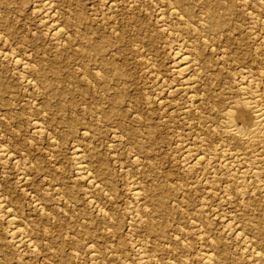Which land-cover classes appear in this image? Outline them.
<instances>
[{
    "label": "rangeland",
    "instance_id": "obj_1",
    "mask_svg": "<svg viewBox=\"0 0 264 264\" xmlns=\"http://www.w3.org/2000/svg\"><path fill=\"white\" fill-rule=\"evenodd\" d=\"M175 1L182 6L172 0H0V199L30 243L14 244L13 226L0 215V264H209L203 260L207 252L218 260L212 264H251L240 241L226 231L238 226L251 241L254 228L247 223L264 213V193L257 189L242 198L232 187L229 196L236 202L229 203L225 177L210 183V167L187 168L196 149L186 153L185 145L211 139L212 157L227 144L221 112L237 105L240 73H264V0ZM43 2L52 4L48 15ZM56 26L57 37L52 36ZM181 44L193 48L197 60L185 78L175 70ZM237 109L238 124L251 125L252 116L239 104ZM74 145L97 187L76 174ZM263 169L258 166L260 179L248 174L247 184L256 179L251 185L263 186ZM131 181L142 189L145 209L163 202L168 214L162 211L155 219L166 217L163 236H148L144 224L133 222ZM138 245L150 262L140 259Z\"/></svg>",
    "mask_w": 264,
    "mask_h": 264
},
{
    "label": "bare ground",
    "instance_id": "obj_2",
    "mask_svg": "<svg viewBox=\"0 0 264 264\" xmlns=\"http://www.w3.org/2000/svg\"><path fill=\"white\" fill-rule=\"evenodd\" d=\"M172 1H174V2H176L175 0H172ZM183 1V0H182ZM191 1V0H190ZM194 1V0H193ZM196 1V0H195ZM207 1V0H206ZM205 1V2H206ZM102 2V1H101ZM111 2V1H110ZM133 2V1H132ZM144 2V1H143ZM171 2V1H170ZM204 2V1H203ZM177 3V2H176ZM180 3V2H179ZM182 3H184V1L182 2ZM188 3H190V2H188ZM210 3V2H209ZM253 3V2H252ZM257 3V2H256ZM178 4V3H177ZM185 4V3H184ZM186 4H187V2H186ZM197 4V3H196ZM200 4H201V2H200ZM213 4H214V2H213ZM216 4V3H215ZM52 5V4H51ZM49 3H47V2H43V4H42V8H43V10H44V12H46L47 13V15L50 13V11L52 10V6H51ZM180 4H178L177 6H179ZM192 5H194V4H192ZM198 5V4H197ZM207 5H208V3H207ZM217 5V4H216ZM261 5V4H260ZM112 6V5H111ZM176 6V5H175ZM180 6H182V4L180 5ZM203 6V5H202ZM219 6V5H218ZM221 6H223L222 4H221ZM262 6V5H261ZM113 7V6H112ZM141 7V6H140ZM207 7V6H206ZM206 7H204V8H206ZM208 7H209V5H208ZM207 7V8H208ZM214 7V6H213ZM217 7V6H216ZM224 7V6H223ZM259 7V6H258ZM179 8H181V7H179ZM256 8V7H255ZM262 8V7H261ZM216 9V8H215ZM174 9H172V8H168V12H169V14H171V15H173V14H175V12L173 11ZM183 10V9H182ZM204 10H206V9H204ZM255 10V9H254ZM258 10V9H257ZM35 11V10H34ZM186 11V10H185ZM209 11V10H208ZM207 11V12H208ZM220 11H221V8H220ZM219 11V13H221ZM256 11V10H255ZM264 11V10H263ZM52 13V12H51ZM183 13H184V10H183ZM187 14H188V12H186ZM223 13H224V11H223ZM250 13V12H249ZM257 13V12H256ZM190 14V13H189ZM213 14V13H212ZM218 14V13H217ZM262 14V13H261ZM261 14H259L260 16H261ZM177 15V14H176ZM205 15V14H204ZM209 15V14H208ZM208 15H207V17H208ZM220 15V14H219ZM221 15H223V14H221ZM220 15V17H222ZM254 15H256L255 13L254 14H252V16H254ZM257 15H258V13H257ZM264 15V14H263ZM59 16V15H58ZM160 16V15H159ZM175 16V15H174ZM187 16V15H186ZM161 17V16H160ZM177 17V16H176ZM182 17V16H181ZM206 16H205V18H207ZM225 17V16H224ZM256 17V16H255ZM262 17V16H261ZM183 18V17H182ZM189 18V17H188ZM218 18V17H217ZM260 18V17H259ZM48 19V18H47ZM208 19L210 20V18L208 17ZM252 19H254V18H252ZM262 19H263V17H262ZM207 20V19H206ZM219 20V19H218ZM217 20V21H218ZM221 20H223L224 21V19L222 18ZM225 20H226V18H225ZM250 20V19H249ZM256 20H257V18L255 19V22H256ZM264 20V19H263ZM202 21V20H201ZM208 21V20H207ZM206 21V22H207ZM259 20H257V22H258ZM173 22V21H172ZM209 22V21H208ZM207 22V23H208ZM223 23V22H222ZM225 23V22H224ZM259 23H261V22H259ZM55 24V23H54ZM209 24V23H208ZM228 24V23H227ZM240 24V23H239ZM192 25V24H191ZM252 25V24H251ZM224 26V25H223ZM263 26V25H262ZM164 27V26H163ZM208 27H210V26H208ZM213 27V26H212ZM206 28H207V26H206ZM217 28H218V26H217ZM224 27H222V29H223ZM188 29V28H187ZM209 30H210V28H208ZM215 29V28H214ZM190 30V29H189ZM169 31V30H168ZM217 32H218V30H216ZM215 31V32H216ZM262 31V30H261ZM190 32V31H189ZM213 32V31H212ZM221 32V31H220ZM61 33V29H59V28H57V26L56 27H54L53 28V35L52 36H55V37H57V36H59V34ZM259 33H260V31H259ZM259 33H257V34H259ZM262 33V32H261ZM68 34V33H67ZM196 36V35H195ZM194 36V37H195ZM207 36V35H206ZM257 36L258 35H256V37L255 38H257ZM261 37H262V35H261ZM263 37H264V34H263ZM7 40V39H6ZM5 40V41H6ZM185 40V39H184ZM183 40V41H184ZM258 40V39H257ZM4 41V40H3ZM55 41V40H54ZM64 41V40H63ZM262 42V43H261ZM260 43L261 44H263L264 42L263 41H261ZM258 43V42H257ZM260 43H258V44H260ZM200 44H201V42H200ZM200 44H198L197 46L198 47H200L199 49H200V51H201V46H200ZM260 44V47L262 48V45ZM204 46V45H203ZM212 46V45H211ZM256 47H257V45H255ZM178 47V46H177ZM260 47H258V49H260ZM202 48H205V47H202ZM249 48V47H248ZM191 49L193 50V48H188V47H183V44H181L178 48H177V50H176V48H175V50H176V52L174 53V60H175V70H176V73L178 74V75H180V76H185L187 73H189V72H191V71H193L194 69H196L195 68V66H196V63H195V61H197V60H195V58H194V55H193V53H195L194 51H193V53H192V51H191ZM212 49V48H211ZM251 49V48H250ZM257 49V50H258ZM263 50L262 51H264V48H262ZM172 50H174V49H172ZM205 50V49H204ZM203 50V51H204ZM208 50H210V49H208ZM213 50V49H212ZM254 50H255V48H254ZM203 51H201V52H203ZM245 51H246V49H245ZM250 51V50H249ZM253 51V50H252ZM260 51V50H259ZM237 52H240V50L239 51H237ZM8 53V52H7ZM200 53V52H199ZM204 53V52H203ZM202 53V54H203ZM221 53V52H220ZM241 53H242V51H241ZM245 53V52H244ZM244 53H242V54H244ZM260 53V52H259ZM263 53V52H262ZM30 54V53H29ZM171 54V53H170ZM173 54V53H172ZM201 54V55H202ZM221 54H223V53H221ZM241 54V55H242ZM12 55V54H11ZM200 55V54H199ZM226 55V54H225ZM235 55H236V53H235ZM263 55V54H262ZM203 56V55H202ZM201 56V57H202ZM204 56H206V55H204ZM208 56V55H207ZM209 56H210V54H209ZM212 56H214V55H212ZM216 56V55H215ZM223 56H224V54H223ZM227 56H228V54H227ZM232 56V55H231ZM231 56H229V57H231ZM239 55H237V57H238ZM261 56V55H260ZM19 57V56H18ZM143 57V56H142ZM200 57V56H199ZM217 57H218V55H217ZM225 57V56H224ZM236 57V56H235ZM244 57H245V54H244ZM262 57V56H261ZM16 58V57H15ZM14 58V59H15ZM20 58V57H19ZM241 58V57H240ZM246 58V57H245ZM249 58V57H248ZM223 59H226L227 60V58H223ZM235 59V58H234ZM242 60H243V58H241ZM240 59V60H241ZM25 60V59H24ZM206 60V59H205ZM204 60V61H205ZM217 60V59H216ZM236 60H239V59H236ZM245 60V59H244ZM263 60V59H262ZM23 61V60H22ZM248 61V60H247ZM203 62V61H202ZM228 62H229V60H228ZM234 62H236L235 60H234ZM238 62V61H237ZM203 63H205V62H203ZM210 63V62H209ZM213 63V62H212ZM225 63V62H224ZM245 63H247V62H245ZM249 63H250V61H249ZM261 63V62H260ZM14 64L16 65V67H22V69L25 67L24 65H22L20 62H19V60L17 61V59L16 60H14ZM174 64V63H173ZM207 64V63H206ZM205 64V65H206ZM211 64V63H210ZM214 64H216L215 62H214ZM236 64V63H235ZM239 63H237L236 64V66L238 65ZM219 65H221V64H219ZM225 65V64H224ZM227 65H229V64H227ZM232 65H233V63H232ZM246 65V67H247V65L248 64H245ZM244 65V66H245ZM252 65V64H251ZM208 66V65H207ZM231 66V65H230ZM243 65H242V67L241 68H243L244 67ZM206 67V66H205ZM209 67V66H208ZM212 67H214V66H212ZM233 68H234V66H233ZM240 68V67H239ZM240 68V69H241ZM249 68V67H248ZM199 69H201V68H199ZM206 69H207V67H206ZM212 68H210V70H211ZM217 69V68H216ZM245 69V68H244ZM250 69V70H249ZM248 70L249 71H251V68H249ZM146 70V69H145ZM174 70V71H175ZM214 70V69H213ZM235 70V69H234ZM245 70H247V69H245ZM263 70V69H262ZM198 71L199 70H197V75H198ZM253 71V70H252ZM254 71H255V69H254ZM260 71V70H259ZM264 71V70H263ZM203 72V71H202ZM214 72V71H213ZM220 72V71H219ZM238 72V71H237ZM241 72V71H240ZM244 72V71H243ZM216 73V72H215ZM214 73V74H215ZM236 72L234 71V74H235ZM239 73V72H238ZM259 73V72H258ZM200 74H201V72H200ZM209 74V73H208ZM210 74H212V73H210ZM209 74V75H210ZM214 74H213V76H214ZM174 75V74H173ZM177 75V76H178ZM196 75V74H195ZM215 75H217V74H215ZM236 75V74H235ZM179 76V77H180ZM189 77V76H188ZM191 77V76H190ZM199 77V76H198ZM218 77V76H217ZM185 78V77H184ZM184 78H183V80H184ZM187 78V77H186ZM213 78H215V77H213ZM237 78V77H236ZM31 79V78H30ZM182 79V78H181ZM189 79V78H188ZM194 79V78H193ZM263 79H264V73H262L261 75H260V73L259 74H257V73H255V74H252V73H243V74H241L240 73V75H239V81H238V86H237V84H236V86H237V88H236V96L237 97H235V98H238V100H237V105L236 106H230V107H228V109H222V111H224V112H221V114H222V117H221V119H223V123H220V124H223V126H222V129H223V131H224V134H226V137H227V139L226 140H228L229 141V143H228V141L226 142L227 144H225L224 146H222V147H220L219 149H218V151L217 152H215V153H217V154H215L216 156H212L211 157V155H213L214 153H212V152H214V150L212 149V152L210 151L211 149L208 147V144H207V142H210L211 141V139H209V141H207L206 142V140L205 139H201V144H199V142H196L195 140H191L192 142H188L186 145H185V152L186 153H188L189 151H190V149H192L193 150V148H195L196 150L194 151V154H192V159L190 160L191 162L190 163H188L189 164V166L187 167V168H189V169H191V168H195V167H198V169H199V167H202V168H205V167H210L211 169H212V175L210 176V179H212V181L210 182V183H212L213 182V180H217L216 182H218V180L219 179H222V176H224L225 177V179H226V186L227 185H229V187L227 188L226 186V188L228 189V191H226L225 189H224V191H226V193H225V196H226V198H227V201L229 202V203H234V202H236V201H233V200H235V199H231V195L229 196V194H231L230 192V188H237V194L238 195H240L242 198H243V196H249V193L251 192V193H253V195H255L254 194V190H257V189H259V192H263L264 193V184H263V186H261L260 185V187H258V185L256 184V185H251V183H252V181H251V183L250 184H247L248 182L246 181L247 179H246V177H247V175L249 174V175H252L253 177H255V178H261V176H260V174L261 173H263V172H261L260 170H258V166H260V168H261V166H263L264 167V84H263V86H262V81H263ZM213 80V79H212ZM235 80V79H234ZM233 80V81H234ZM195 81V80H194ZM193 81V82H194ZM187 82V81H186ZM185 82V83H186ZM192 82V83H193ZM196 82V81H195ZM210 82V81H209ZM235 82V81H234ZM93 83V82H92ZM199 83V82H198ZM197 83V84H198ZM236 83V82H235ZM179 84H180V82H179ZM200 84V83H199ZM182 85V84H181ZM183 85H185V84H183ZM187 85V84H186ZM191 85V84H190ZM193 85V84H192ZM196 85V84H195ZM235 85V84H234ZM156 86V85H155ZM178 86H180V85H178ZM187 86H189V85H187ZM175 87V86H174ZM182 87V86H181ZM195 87V86H194ZM179 88V87H178ZM184 88V87H183ZM189 88V87H188ZM191 89H192V87H190ZM233 88V87H232ZM164 89V88H163ZM184 89H186V87L184 88ZM196 90V89H195ZM197 90H199V89H197ZM230 90V89H229ZM233 90H235V89H233ZM186 91V90H185ZM191 91V90H190ZM231 91H232V89H231ZM192 92V91H191ZM191 92H189V93H191ZM194 92V91H193ZM201 92V91H200ZM169 93H171V92H169ZM185 93H187V92H185ZM184 93V94H185ZM189 93H188V95H189ZM232 93V92H231ZM235 93V92H234ZM168 94V93H167ZM192 94V93H191ZM195 95V94H194ZM200 95V94H199ZM190 96V95H189ZM201 96H203V95H201ZM213 96V95H212ZM81 97V96H80ZM147 97V96H146ZM192 97V96H191ZM197 97V96H196ZM211 97V96H210ZM228 97H230V95H228ZM227 97V98H228ZM206 98H207V95H206ZM205 98V99H206ZM232 98V97H231ZM234 98V99H235ZM189 99H191V98H189ZM224 99H225V96H224ZM233 99V100H234ZM196 100V99H195ZM198 100V99H197ZM202 100V99H201ZM232 100V101H233ZM191 100H189V102H190ZM194 101V100H193ZM204 100H202V102H203ZM206 101V100H205ZM228 101V100H227ZM231 101V100H230ZM231 101V102H232ZM198 102H199V100H198ZM221 102V101H220ZM226 102V101H225ZM225 102H223V103H225ZM229 102V101H228ZM234 102V101H233ZM197 103V102H196ZM201 103V102H200ZM206 103V102H205ZM204 103V104H205ZM217 103V102H216ZM223 103H222V105H223ZM212 104V103H211ZM229 104V103H228ZM227 104V105H228ZM238 104L240 105V108L241 109H239V110H245V112H248L251 116H252V120H253V123L251 124V125H240V124H238V122H237V118H238V109H237V106H238ZM83 105V104H82ZM193 105H195V103L193 104ZM213 105V104H212ZM217 105H218V103H217ZM233 105V104H232ZM199 106V105H198ZM197 106V107H198ZM203 106H205V105H203ZM208 106H210V105H208ZM187 107V106H186ZM189 107H191V106H189ZM194 107V106H193ZM200 107V106H199ZM222 107V106H221ZM204 107H202V109H203ZM184 109V108H183ZM187 109V108H186ZM185 109V110H186ZM196 109V108H195ZM205 109V108H204ZM209 109H210V107H209ZM208 109V110H209ZM31 110V109H30ZM220 110V109H219ZM189 110H187V112H188ZM181 112H182V110H181ZM208 112V111H207ZM210 112V111H209ZM208 112V113H209ZM185 113V111L183 112V114ZM189 113V112H188ZM211 113V112H210ZM213 113V112H212ZM219 112H217V114H218ZM214 114H215V112H214ZM213 114V115H214ZM189 115V114H188ZM208 115V114H207ZM212 115V114H211ZM219 115V114H218ZM240 115H241V113H240ZM184 116V115H183ZM206 116V115H205ZM243 116V115H242ZM209 116H207V118H208ZM213 117V116H212ZM202 118V117H198V120H199V122H200V119ZM207 118H203V119H207ZM211 118V117H210ZM209 119V118H208ZM220 119V118H219ZM240 119V118H239ZM241 120V119H240ZM179 122V121H178ZM201 122H204L203 120H201ZM221 122V121H220ZM208 123H211V121L210 122H208ZM207 123V124H208ZM240 123V122H239ZM36 124V123H35ZM206 124V125H207ZM217 124V123H216ZM200 125H202L201 123H200ZM212 125V124H211ZM215 125V124H214ZM38 126V125H37ZM121 126V125H120ZM219 126V125H218ZM197 127H198V124H197ZM208 127H210V126H208ZM214 127V129L217 127H215V126H213ZM42 128V127H41ZM41 128H40V126H38V127H35V129H36V133H40L41 134ZM121 128V127H120ZM195 128H196V126H195ZM172 129V128H171ZM192 129V128H191ZM212 129V128H211ZM221 129V128H220ZM221 129V130H222ZM32 130V129H31ZM123 130V129H122ZM217 130H218V128H217ZM220 130V131H221ZM81 131V130H80ZM84 131V130H83ZM195 131H196V134H198L200 131H197L196 129H195ZM208 131V130H207ZM210 131V130H209ZM208 131V132H209ZM222 131V132H223ZM131 132V131H130ZM198 132V133H197ZM205 132V131H204ZM212 132H213V130H212ZM136 133H138V132H136ZM86 134V133H85ZM129 134V133H128ZM132 134V133H131ZM134 134V133H133ZM204 134H206V133H204ZM203 134V136H205ZM209 134V133H208ZM215 133H213V134H211V137L214 135ZM219 133H217V135H218ZM201 135V134H200ZM210 135V134H209ZM216 135V136H217ZM196 136V135H195ZM215 136V135H214ZM135 137H137V135L135 136ZM181 137V136H180ZM206 137H208V136H206ZM220 137V136H219ZM131 138V137H130ZM203 138V137H202ZM213 138V137H212ZM218 138V137H217ZM216 138V139H217ZM54 139V138H53ZM132 139V138H131ZM136 139H138V138H136ZM208 139V138H207ZM222 139V138H221ZM225 139V138H224ZM200 140V139H199ZM202 140H203V142H202ZM215 140V139H214ZM218 140V139H217ZM216 140V141H217ZM225 140V141H226ZM134 141V140H133ZM138 141V140H137ZM221 141V140H220ZM220 141H218V143L220 142ZM84 142V141H83ZM118 142V141H117ZM135 142V141H134ZM140 142V141H139ZM211 142H213V140L211 141ZM57 143V142H56ZM214 143V142H213ZM224 143V142H223ZM134 144H136V142L134 143ZM138 144V143H137ZM184 144V143H183ZM182 144V145H183ZM210 144H212V143H210ZM215 144V143H214ZM220 144V143H219ZM141 145V144H140ZM75 146V145H74ZM220 146V145H219ZM76 147V146H75ZM136 147V146H135ZM142 147V146H141ZM214 147V146H213ZM217 147V146H216ZM4 148V147H3ZM215 148V147H214ZM76 150L73 152L74 153V159H75V170H76V174L78 175V177H80V178H82V179H84L85 180V182H87V184H89L90 186H91V188H95V187H97L96 186V181H95V179H94V177H93V175H92V173L90 172V170H89V167L87 166V164L85 163V160H84V157H83V153H81V152H79L78 150H79V148H75ZM78 149V150H77ZM137 149V148H136ZM220 150V151H219ZM1 152H3V151H1ZM130 153V152H129ZM219 153V154H218ZM184 154V153H183ZM8 155H10V153L8 154ZM7 155V157H9ZM187 155V154H186ZM190 155V154H189ZM250 155V157L248 158L247 156H249ZM135 156V155H134ZM251 156H253V158H251ZM209 157H211V158H209ZM255 157V158H254ZM10 158V157H9ZM134 158V159H133ZM73 159V160H74ZM247 159H250V160H254V161H257V164L256 165H254L253 166V163L251 164L250 163V160H249V162H248V165L246 166V164L245 165H243L244 163H246V161L244 162L243 160H247ZM136 160L137 159H135V157H132V160H130V161H132L131 163H133L134 164V162H136ZM121 161V160H120ZM151 161V160H150ZM183 162V161H182ZM253 162V161H252ZM187 164V165H188ZM216 164H218L217 166H216ZM234 167V170H235V172L234 173H231V171H232V168ZM128 168V167H127ZM151 168V167H150ZM201 168V169H202ZM215 168H218V169H220V172H217L216 170H215ZM147 169V168H146ZM152 169V168H151ZM197 169V170H198ZM208 169V168H207ZM204 170V169H203ZM205 170H206V168H205ZM264 170V169H263ZM155 170H154V168H153V171L152 172H154ZM199 171H201V170H199ZM148 172H150V173H152L151 171H149V169L147 170V173ZM201 172H204V171H201ZM209 172V171H208ZM205 173V172H204ZM20 175H22V174H20ZM19 175V176H20ZM221 175V177H219ZM264 175V174H263ZM74 177H76V176H74ZM250 178H251V176H249ZM264 178V177H263ZM158 179V178H157ZM199 180V179H198ZM255 180L256 179H254V181H253V183H255ZM152 181H153V179H152ZM160 181V180H159ZM234 181L237 183V185H236V183H235V186H233L232 184L234 183ZM249 181V180H248ZM132 183H131V185L129 184V190H130V192H131V195H132V198H133V201H134V204H135V206H134V208H132V212H131V214H132V218H133V222L135 223V224H144L145 226H146V234H148V236H149V233H156V235H159V236H163L165 233H166V229H164V228H166V227H164L163 226V222L162 221H164L165 219H166V217L164 218V220H162V221H160L159 220V218H158V222H156L157 220H155L156 219V217H158L159 215H160V213L163 211V213L162 214H164V212L167 210L166 208V206H167V204L166 205H164V207H166V208H164V209H166L165 211L164 210H162L163 209V202L161 201V200H159V202H158V204L155 202V204H157V206L156 205H154V206H156V208L154 209V208H152L151 210H147V209H145L146 208V206H145V208H144V206H143V200L145 199V196H144V194H143V192H142V189L140 188V186H139V184L136 182V181H131ZM256 182H258V181H256ZM259 182H261L262 183V181L261 180H259ZM258 182V183H259ZM127 183V182H126ZM149 183H151V181L149 182ZM148 183V184H149ZM155 183V182H154ZM164 183V182H163ZM225 183V182H224ZM153 184V183H152ZM155 184H157V182L155 183ZM166 184V183H165ZM170 184H171V182H170ZM214 184V183H213ZM150 185V184H149ZM190 185V184H189ZM101 186V185H100ZM157 186V185H156ZM155 186V187H156ZM194 186V185H193ZM217 186V185H216ZM257 186V187H256ZM22 187V186H21ZM48 187V186H47ZM86 187V186H85ZM154 187V188H155ZM165 188V187H163V184H162V186L160 185V188ZM214 187V186H213ZM25 188V187H24ZM56 188V187H55ZM147 188V187H146ZM151 188V187H150ZM167 188V187H166ZM233 188H232V190H233ZM156 189H158V188H156ZM230 189V190H229ZM96 190V189H95ZM153 191L155 190V189H152ZM168 190V189H167ZM211 190V189H210ZM148 191H151V189H149ZM157 191V190H156ZM172 191H174V188H173V190H171V193H176V192H172ZM234 191H236V190H234ZM258 191V190H257ZM169 192V190L167 191V193ZM256 192V191H255ZM149 193V192H148ZM161 193V192H160ZM262 193V194H263ZM157 194V193H156ZM233 194L235 195V193L233 192ZM232 194V195H233ZM149 195V194H148ZM160 195V194H159ZM166 195V194H165ZM164 195V196H165ZM170 195H172V194H170ZM234 195H233V197H234ZM257 195H258V193H257ZM260 195H261V193H260ZM150 196V195H149ZM151 196H153L152 195V191H151ZM175 196V195H174ZM239 196V197H240ZM259 196V195H258ZM257 196V197H258ZM0 197H2V196H0ZM146 197H147V195H146ZM223 197H224V195H223ZM232 197V198H233ZM246 197V198H247ZM252 197V196H251ZM257 197H256V199H257ZM264 197V196H263ZM152 198H154V197H152ZM158 198V197H157ZM222 198V197H221ZM236 198V197H235ZM242 198H241V200H242ZM149 199V198H148ZM160 199H163L164 200V198H160ZM187 199V198H186ZM249 199V198H248ZM256 199H255V201H256ZM149 200H151V199H149ZM156 200V199H155ZM166 200V199H165ZM188 200H191V199H188ZM240 199H239V201H241ZM245 200V199H244ZM244 200L242 201V203L244 202ZM153 201V200H152ZM151 201V202H152ZM169 201V200H168ZM34 202V201H33ZM184 202V201H183ZM185 202H187V201H185ZM189 202H191V201H189ZM188 202V203H189ZM240 203V202H239ZM32 204V203H31ZM245 204V203H244ZM153 205V204H152ZM153 206V207H154ZM201 206H204L203 204L201 205ZM9 207V206H8ZM152 207V206H151ZM168 207H169V204H168ZM206 207V206H205ZM103 208V207H102ZM170 208V207H169ZM205 209V208H204ZM245 209V208H244ZM255 210V209H254ZM264 210V209H263ZM171 211V210H170ZM245 211V210H244ZM243 211V212H244ZM260 211V210H259ZM174 211L172 210V213H173ZM261 212H264V211H261ZM171 213V214H172ZM239 213H240V211H239ZM258 213V212H257ZM99 214V213H98ZM165 214H168V212L166 211L165 212ZM170 214V215H171ZM174 214V213H173ZM215 214V213H214ZM0 215H2L5 219L4 220H6V224L7 225H9V226H13V230H12V234H11V238L13 239V243L15 244H17V246L18 247H28V245H30V243H28V239L26 238V236H25V234H23V232L18 228V227H16L17 225H16V218L14 217V215L7 209V205H6V203H5V201L4 200H2V199H0ZM164 216H166V215H164ZM202 216V215H201ZM247 216H249V215H247ZM255 216V215H254ZM260 217V219L258 220V216H257V218H255L256 219V221H253L252 220V218H251V222L250 223H247V225L248 226H250V227H252V228H254V236H253V239L251 240V241H248L247 239H246V235L244 236V235H242V231L240 232V228L238 229V226H230V227H228V229H227V231H226V233H227V235H229V236H231V238H232V236H233V238H235V239H238V241H240V243H241V245H242V249H243V253L246 255V257L247 256H249L250 257V259H251V264H264V253H263V245H264V243H263V241H260V232H261V234H263L262 233V231H261V229H263L264 228V223H263V221L262 220H264V213H261V215H259ZM103 217V216H102ZM203 218H205V217H203ZM202 218V219H203ZM223 218V217H222ZM169 219V218H168ZM129 220V219H128ZM170 220V219H169ZM191 220V219H190ZM205 220H206V218H205ZM205 220H204V222H205ZM166 222H167V220H165ZM196 221V220H195ZM203 221V220H202ZM209 221V220H208ZM246 221V220H245ZM248 221V220H247ZM165 222V224H167ZM170 222V221H169ZM249 222V221H248ZM174 223V222H173ZM206 223V222H205ZM226 223V226H227V223L228 222H225ZM172 224V223H171ZM176 224V223H175ZM229 224V223H228ZM244 224V223H243ZM137 225V226H138ZM230 225V224H229ZM233 225V224H232ZM21 226V225H20ZM144 226V227H145ZM240 226V225H239ZM170 227V226H169ZM169 227H168V229H169ZM177 227V226H176ZM180 227V226H179ZM225 227V226H224ZM12 227H10V229H11ZM173 228H174V225H173ZM109 229V228H108ZM145 229V228H144ZM176 229V228H175ZM178 229V228H177ZM249 229V228H248ZM251 229V228H250ZM141 230H142V226H141ZM244 230V229H243ZM264 230V229H263ZM143 231V230H142ZM225 231V230H224ZM252 231V230H251ZM257 231L259 232V233H257ZM144 232H145V230H144ZM149 232V233H148ZM205 235V234H204ZM228 236V237H229ZM263 236V235H262ZM152 237V236H151ZM150 237V238H151ZM264 237V236H263ZM154 239V238H153ZM158 240V239H157ZM167 240V239H166ZM168 240H170V239H168ZM261 240H264L263 238H261ZM143 241V240H142ZM141 242V241H140ZM161 242V241H160ZM141 243H143V242H141ZM33 244V243H32ZM154 244V243H153ZM157 245L158 244H160L159 242L158 243H156ZM162 244V243H161ZM33 246H34V244H33ZM154 246H156L155 244H154ZM159 246V245H158ZM158 246H156V247H158ZM181 246H182V244H181ZM184 246V245H183ZM137 247V252H138V254H140V259L141 260H143V262L144 263H148V262H150V258H147V256L145 255L146 254V251H145V249L141 246V245H138V246H136ZM135 247V248H136ZM152 247V246H151ZM213 247H214V245H213ZM263 247V248H262ZM30 248H32V247H30ZM219 248V247H218ZM156 249V248H155ZM22 250L23 249H21V251L20 252H22ZM34 250V249H33ZM29 251V250H28ZM73 251H75V250H73ZM148 251V250H147ZM214 251V250H213ZM216 253V251L214 252V254ZM219 253V255L221 254L220 252H218ZM89 254V253H88ZM92 254H94L93 253V251H92ZM223 254V253H222ZM205 255V254H204ZM217 255V254H216ZM215 256V255H214ZM214 256H213V254H211L210 252H209V254H208V252H207V255H205V258L203 259L204 260V262H208L209 264H212L213 262H214V260H216V261H218L217 260V258L215 259L214 258ZM218 256V255H217ZM222 256H225V255H222ZM188 257V256H187ZM166 259V258H165ZM225 260V259H224ZM142 262V261H141ZM216 263V262H215ZM214 263V264H215ZM220 263V262H219ZM218 263V264H219Z\"/></svg>",
    "mask_w": 264,
    "mask_h": 264
}]
</instances>
